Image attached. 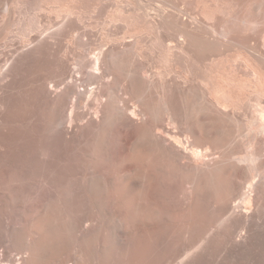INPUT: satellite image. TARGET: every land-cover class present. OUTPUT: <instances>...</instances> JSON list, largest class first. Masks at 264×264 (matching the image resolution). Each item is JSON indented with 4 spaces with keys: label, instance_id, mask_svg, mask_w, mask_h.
Listing matches in <instances>:
<instances>
[{
    "label": "bare ground",
    "instance_id": "6f19581e",
    "mask_svg": "<svg viewBox=\"0 0 264 264\" xmlns=\"http://www.w3.org/2000/svg\"><path fill=\"white\" fill-rule=\"evenodd\" d=\"M95 1L3 29L0 264H264V0H116L94 43Z\"/></svg>",
    "mask_w": 264,
    "mask_h": 264
},
{
    "label": "rangeland",
    "instance_id": "374dc122",
    "mask_svg": "<svg viewBox=\"0 0 264 264\" xmlns=\"http://www.w3.org/2000/svg\"><path fill=\"white\" fill-rule=\"evenodd\" d=\"M32 0H29V3H19L15 12H14V15H13V18H10L7 17L3 22L0 21V40H2V35H3V29L5 28H9V34L7 35V39L9 41L10 44H12L9 48L11 49V52H13L14 48L15 49H18L20 48V45L18 43L19 41V30H18V25L16 24V22H27V24H29L31 22L32 19H34L35 17H38L39 18V22H40V28L44 29V31L46 32V28L49 29V27L51 28L52 27H57L58 25H61L60 23H62V17H56L54 14H52L51 12H49V10L47 9H51L53 7H55L56 5H44L43 0L40 1L39 5L40 6H44L42 7V9H35L33 3H31ZM35 1V0H33ZM90 1V0H89ZM92 1H95V0H91ZM97 1V8H93V9H90V10H87L83 13V16L82 17V21L81 23L79 22L77 25V31L81 30L83 31L84 28L88 29L90 32L88 33V37L91 39L92 42L94 43H97L99 42V40L104 36L103 34L106 33V31L108 30H105V28L108 29V13L109 11L111 12L114 8H115V5H116V0H96ZM95 1V2H96ZM114 1V3H113ZM2 3H0V9H1V6ZM104 10V11H103ZM91 13V14H90ZM14 22L12 25L8 22ZM6 22V23H5ZM107 23V24H106ZM7 26V27H5ZM107 26V27H106ZM83 28V29H81ZM42 29H37L36 31H38V33L40 31H42ZM120 33H121V30L120 28L118 27ZM105 30V32H104ZM36 31H33L31 32V35H30V38L32 39V42L36 41L35 38H38L39 34H36L37 32ZM43 31V33H44ZM92 31V32H91ZM118 31V32H119ZM76 32V31H75ZM73 32V33H75ZM74 37H75V34H73ZM94 33V34H93ZM90 34V35H89ZM37 36V37H36ZM64 36V35H62ZM68 36V35H67ZM56 37L57 38V41L58 43L60 42H63L64 39L68 38V37ZM30 39V40H31ZM56 41V42H57ZM4 41H0V45L3 44ZM34 43H32L33 45ZM15 45V46H14ZM19 45V46H18ZM2 46V45H1ZM17 46V47H16ZM34 46V45H33ZM14 47V48H12ZM32 47V46H31ZM1 48V47H0ZM27 54V55H26ZM25 57H23L24 59H22V61H17L18 64L16 63H13V71H12V76H11V87H13L16 90H19L21 92H25V89L28 88V86L31 84V82L34 80V77L36 76H42L43 74V70L42 68L44 69L45 67V54H44V51L42 52L41 55H38L36 54L35 52H26ZM5 59L6 57H3L1 54H0V74L2 72V70H4L6 67V63H5ZM15 65V66H14ZM38 70V71H37ZM22 83V84H21ZM23 85V86H22ZM24 94V93H22ZM10 106V109L13 108L14 106L9 104ZM9 105H8V108H9ZM15 111V110H14ZM22 110H19V114L15 115L16 117L14 118V116H7L6 119L10 118V120H14L15 119H20L21 117H25V114L23 112H21ZM13 112V111H12ZM12 112H10L12 114ZM13 113H16V112H13ZM18 113V111H17ZM9 114V115H11ZM12 117V118H11Z\"/></svg>",
    "mask_w": 264,
    "mask_h": 264
}]
</instances>
